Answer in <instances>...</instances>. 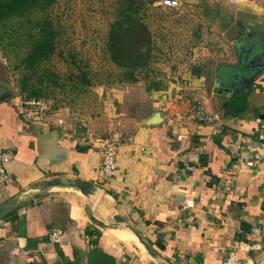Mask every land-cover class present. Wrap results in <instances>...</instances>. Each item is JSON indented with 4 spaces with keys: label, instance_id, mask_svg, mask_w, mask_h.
<instances>
[{
    "label": "crops",
    "instance_id": "obj_1",
    "mask_svg": "<svg viewBox=\"0 0 264 264\" xmlns=\"http://www.w3.org/2000/svg\"><path fill=\"white\" fill-rule=\"evenodd\" d=\"M257 23L248 22L250 30L264 34V20ZM214 79L209 93L200 79L189 84L194 98H204L199 105L212 123L187 118L192 108L185 91L135 98L127 91L129 112L113 113L110 104L112 114L81 123L59 112L32 117L17 97L1 101L0 151L11 159L0 203L51 177L99 189L91 200L45 194L1 219L0 264H148L125 231L87 235L96 229L88 213L103 223L120 215L171 264H264V70L233 97L212 93ZM156 109L163 121L142 125ZM104 138L113 140L116 156L109 179L98 170ZM54 229L62 235L50 244Z\"/></svg>",
    "mask_w": 264,
    "mask_h": 264
},
{
    "label": "rangeland",
    "instance_id": "obj_2",
    "mask_svg": "<svg viewBox=\"0 0 264 264\" xmlns=\"http://www.w3.org/2000/svg\"><path fill=\"white\" fill-rule=\"evenodd\" d=\"M115 1L55 0L50 8L58 40L56 53L46 67L58 75L60 85L48 83L51 87L44 91L46 96L38 99L46 103L45 117L59 112L61 118L81 123L100 114H112L107 111L110 104L114 105L113 113L129 112L134 105L127 107L124 103L132 99L123 95L128 91L134 98L140 94L144 97L145 90L142 93L135 87L144 89L150 81L160 82L162 91L169 90L170 96L185 91L190 108L200 102L204 106L202 95L201 101L194 98L191 92L197 90L189 84L200 79L201 88L209 93L218 67L234 60L231 31L264 20V0H184L176 9H162L153 2L141 16L151 35V63L145 78L142 74L138 82L127 83L120 82V72L109 62L104 46ZM252 10L258 11L256 16ZM261 28L264 30V25ZM76 69L85 73L91 84L83 91L65 79ZM16 77L0 54V90L10 88L16 97ZM114 94L119 98L113 102Z\"/></svg>",
    "mask_w": 264,
    "mask_h": 264
},
{
    "label": "trees",
    "instance_id": "obj_3",
    "mask_svg": "<svg viewBox=\"0 0 264 264\" xmlns=\"http://www.w3.org/2000/svg\"><path fill=\"white\" fill-rule=\"evenodd\" d=\"M155 1H115L104 46L109 62L120 72V82L136 83L140 75L145 78L149 69L153 46L141 16ZM54 3L55 0H0V54L17 74L16 97L20 101L45 97L50 82L60 85L58 75L46 67L57 49L58 33L49 14ZM65 79L78 91L91 85L78 69ZM144 89L150 92L164 88L160 82L150 81ZM85 233L95 238L100 235L96 229Z\"/></svg>",
    "mask_w": 264,
    "mask_h": 264
},
{
    "label": "water",
    "instance_id": "obj_4",
    "mask_svg": "<svg viewBox=\"0 0 264 264\" xmlns=\"http://www.w3.org/2000/svg\"><path fill=\"white\" fill-rule=\"evenodd\" d=\"M237 24L239 25V21ZM232 45L235 62L218 67L212 87V93L230 97L244 90L264 70V34L246 29L239 34V38ZM14 97L12 89L0 90V102ZM162 121L160 110L156 109L143 119L142 125L154 126ZM98 189L96 185L83 183L76 179L51 177L38 181L0 203V220L45 194L73 193L84 200H91L97 194ZM88 219L99 231L111 233L110 230H119L132 235L136 243L131 242L148 264H171L160 257L146 239L120 215H112L109 223H103L89 213Z\"/></svg>",
    "mask_w": 264,
    "mask_h": 264
},
{
    "label": "built area",
    "instance_id": "obj_5",
    "mask_svg": "<svg viewBox=\"0 0 264 264\" xmlns=\"http://www.w3.org/2000/svg\"><path fill=\"white\" fill-rule=\"evenodd\" d=\"M184 0H157L154 2L155 6L162 9H176L179 7L181 2ZM22 107H24L32 117L41 119L45 117L47 107L46 103L40 100H28L19 101ZM187 118L190 120H195L199 123H212L215 122V118L211 115L206 114L201 106L198 105L193 107L191 111L187 112ZM259 130L264 137V118L259 122ZM100 161H99V173L104 179H109L114 177L116 173V156L113 140L110 138H104L100 141L99 145ZM11 155L9 152L0 151V181L6 180L7 174L5 171L6 164L10 161ZM62 235L61 230L54 229L47 235V240L50 244H55ZM237 261V260H236Z\"/></svg>",
    "mask_w": 264,
    "mask_h": 264
},
{
    "label": "flooded vegetation",
    "instance_id": "obj_6",
    "mask_svg": "<svg viewBox=\"0 0 264 264\" xmlns=\"http://www.w3.org/2000/svg\"><path fill=\"white\" fill-rule=\"evenodd\" d=\"M237 22V21H236ZM240 24V22H239ZM235 26V25H234ZM236 28V27H235ZM242 29V30H241ZM249 29L250 30V26H248V23L245 24L243 27L237 28L234 31H231V36H230V40L234 43L235 41H237V39L239 38V34L242 33V31ZM233 47V45H232ZM234 48V47H233ZM234 50V49H233Z\"/></svg>",
    "mask_w": 264,
    "mask_h": 264
},
{
    "label": "bare ground",
    "instance_id": "obj_7",
    "mask_svg": "<svg viewBox=\"0 0 264 264\" xmlns=\"http://www.w3.org/2000/svg\"><path fill=\"white\" fill-rule=\"evenodd\" d=\"M135 240V239H134Z\"/></svg>",
    "mask_w": 264,
    "mask_h": 264
}]
</instances>
